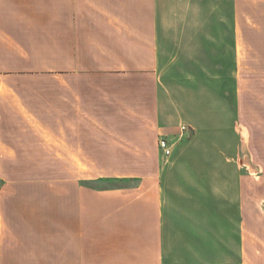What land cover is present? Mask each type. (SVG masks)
<instances>
[{
	"label": "crops",
	"instance_id": "1",
	"mask_svg": "<svg viewBox=\"0 0 264 264\" xmlns=\"http://www.w3.org/2000/svg\"><path fill=\"white\" fill-rule=\"evenodd\" d=\"M251 77L264 0H0V264H264L239 167ZM120 181L144 190L96 187Z\"/></svg>",
	"mask_w": 264,
	"mask_h": 264
},
{
	"label": "rangeland",
	"instance_id": "2",
	"mask_svg": "<svg viewBox=\"0 0 264 264\" xmlns=\"http://www.w3.org/2000/svg\"><path fill=\"white\" fill-rule=\"evenodd\" d=\"M251 83H248L243 88V121L245 125L248 127L249 131V148L243 156L245 157L244 160H240V169L241 174L244 176L245 179L242 181V188L245 191V195L247 197V201L249 206L253 207L255 204H258L259 209L257 210L258 218H254V221L258 224H264V80H261L258 77H251ZM188 127L187 125H184ZM94 172H111L118 168V166H89ZM120 168V167H119ZM95 184H91V188L96 187L99 190L103 189H115L119 188L124 191H133L140 192L144 190V184L142 182H128V181H120V182H103L96 187ZM258 201V203H257ZM211 205L215 206L216 209L222 210L225 208V203L220 199H214L210 203ZM199 205H203L202 201H199ZM263 205V206H262ZM144 205L140 203V209H143ZM224 215L225 212H222ZM251 215V214H250ZM256 215V214H254ZM202 217V216H201ZM203 221V218L200 219ZM249 221H252L249 218ZM252 222L253 228L257 230L255 222ZM258 236H264V229L259 227L257 230ZM92 239V238H91ZM141 238H137L134 243L142 244ZM123 241V240H122ZM121 241V242H122ZM128 240H124L123 242H127ZM120 242V243H121ZM124 246V245H122ZM90 248V245H89ZM197 251V247L195 248ZM144 249L139 250L140 255H134L136 257L141 256L140 259L135 260H95L92 255L88 254V259L83 261L84 264H153L151 260H147L145 258ZM119 252V251H118ZM233 252V250H232ZM227 254V261L231 262L232 254ZM118 256V255H117ZM224 254L220 251L219 246H210V250L208 252V246H199V259L195 260V262L200 263H211V264H224L223 260H220ZM209 257V259H208ZM93 258V259H92ZM70 262L56 259L52 261H21V264H69ZM182 264L190 263L188 261L180 262ZM254 264V263H253Z\"/></svg>",
	"mask_w": 264,
	"mask_h": 264
},
{
	"label": "built area",
	"instance_id": "3",
	"mask_svg": "<svg viewBox=\"0 0 264 264\" xmlns=\"http://www.w3.org/2000/svg\"><path fill=\"white\" fill-rule=\"evenodd\" d=\"M187 130L185 126L180 127V132L184 133ZM158 147L162 151L164 157H169L172 153L171 146L166 139H160L158 142Z\"/></svg>",
	"mask_w": 264,
	"mask_h": 264
}]
</instances>
